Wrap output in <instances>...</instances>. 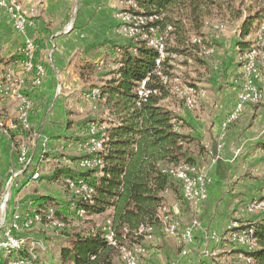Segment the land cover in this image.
<instances>
[{
	"label": "crops",
	"instance_id": "crops-1",
	"mask_svg": "<svg viewBox=\"0 0 264 264\" xmlns=\"http://www.w3.org/2000/svg\"><path fill=\"white\" fill-rule=\"evenodd\" d=\"M19 2L28 18L27 35L35 41L36 61L44 66L45 75L40 85L34 86L32 77L22 74L23 57L19 50L23 38L14 31L10 17L0 8V86L7 87L9 91L7 95L0 93V118L7 125L16 121L21 126L18 123L19 103L11 95L15 91H22L28 101V128L22 127V132L12 126L9 128L10 135L0 133V181L3 185H6L11 172L21 168L18 152L22 146L28 150L33 161V171L42 169L48 177L56 171H78L76 163L82 157L80 142L84 139L87 124L96 120V110L87 109L85 100L81 98L88 84L80 79V68L85 62L97 63L112 46L125 44L122 37L115 33L116 13L121 8L120 4L124 9V2L120 0ZM68 24L71 27H66L65 31ZM216 30L203 29L204 40L214 44L215 51L205 62H195L199 68L207 71V77L195 80L202 88L197 92L200 93L197 106L187 110L180 102L174 103L168 99L162 102L164 107L181 118L184 127L180 132L196 140L188 146L189 154L195 160L197 169L209 179L207 199L196 212L198 215L181 200L179 190H176L177 193L165 191L164 202L167 205L164 210L167 209L174 216L181 229L193 219H197L198 228L193 243L187 247L180 231L171 238L163 230L155 229L151 239L142 243L147 252L141 256L139 264H233L230 260H235L225 253L230 247L228 243L217 245L211 237L223 235L232 221L242 217L239 202L248 200L253 194V187L243 176L264 168V150L261 146L256 148V156L252 154V146L261 144L258 137L264 130V106L254 115L251 112L254 105L245 104L238 119L225 126L226 118L234 110L242 93V60L246 59V53L237 47V31L233 24L223 23L222 29ZM254 35L246 41L251 42ZM50 52L52 55L48 59ZM8 76L21 79L22 84H7ZM256 86L264 92L262 73ZM182 93L186 94V90L178 92L177 96L184 101ZM100 126L105 127L103 124ZM252 140L257 141L251 143ZM41 150H45L42 157ZM240 155L248 157L243 161L234 160ZM26 180H29L27 173L18 177L16 185L10 190L5 211L6 224L13 213L34 209L29 203L36 197L49 196L58 200L55 197L57 193L54 196L48 194V186L44 182L38 179L25 184ZM63 192L67 194L65 190ZM178 195L181 199H178ZM56 202L59 205L55 209L60 219L66 218L67 209L60 206L59 201ZM68 209L72 211L70 206ZM109 214L107 212L87 219L94 220ZM47 228L46 225L44 228L38 225L32 229V234L46 241ZM81 230L68 231V234L80 232L87 235L92 233L93 227L86 233ZM66 233L61 235L66 245L59 249L56 258L52 256L53 249L45 242L47 250L40 253V260L47 264H69L62 263L60 259L61 249L69 247ZM182 251H186V255L182 256ZM116 261L114 259L112 264H118Z\"/></svg>",
	"mask_w": 264,
	"mask_h": 264
},
{
	"label": "trees",
	"instance_id": "trees-1",
	"mask_svg": "<svg viewBox=\"0 0 264 264\" xmlns=\"http://www.w3.org/2000/svg\"><path fill=\"white\" fill-rule=\"evenodd\" d=\"M120 1L126 3L129 0ZM132 1L144 15L159 17L155 26L165 36L167 55L158 76L155 65L158 55L144 42L138 40L136 44L112 46L118 53L112 65L114 68L104 75L98 87L92 88L99 91L97 101L104 102V109L110 117L103 130L106 142L104 151L100 153L101 167L87 174L76 168V173L56 171L45 177V180L55 182L67 175L63 181L66 193L72 198L70 209H80L86 217L110 212L106 227L93 228L92 233L87 235L66 233L69 247L60 251L62 263L112 264L120 256L121 247L143 246L149 234L155 229H163L160 215L166 208L164 193L172 187L180 191L179 184L169 174L180 165L195 166L188 146L196 140L180 132L184 127L181 118L162 105L173 94L169 85L174 79L171 63L180 56L205 62L194 55L200 53L202 47L209 48L212 44L206 42L203 36L209 19L233 24L237 31V47L244 54L252 46V42L246 39L264 26V0ZM102 62L83 63L80 79L88 84V79L96 70H101ZM145 79H148L146 87L155 94L139 102L135 89ZM0 122L4 120L0 118ZM12 124L23 132L24 129L16 121ZM261 148L264 149V145ZM89 174L95 176L92 194L88 200L76 201L67 190L65 181L86 178ZM259 201L264 202V198ZM30 203L34 207L33 214L46 216L52 211L54 220L65 222L56 212L59 204L52 197H36ZM47 222L42 218L41 225H47ZM250 224L256 247L252 251L239 252L250 259L249 264H264V218ZM149 227L151 233L145 230ZM107 229L116 244H108L105 240Z\"/></svg>",
	"mask_w": 264,
	"mask_h": 264
},
{
	"label": "built area",
	"instance_id": "built-area-1",
	"mask_svg": "<svg viewBox=\"0 0 264 264\" xmlns=\"http://www.w3.org/2000/svg\"><path fill=\"white\" fill-rule=\"evenodd\" d=\"M135 5V4H134ZM0 8H2L10 17L12 22V26L14 31L21 35L22 46L20 48V53L23 57L22 62V74L26 76L32 77V84L34 86L40 85L44 75L45 69L44 66L36 61V46L34 39L27 35V24L28 18L27 14L24 11L19 0H0ZM140 17L139 25H128L127 24V12L120 9L116 14L117 25L115 29V33L128 40V32H139V39L141 38V29L142 25H149V19L151 16L156 15H137ZM71 27V24L65 26ZM152 40H153V48H156L158 51V58L156 59V75H161V65L163 63L164 56V42L165 36L163 33L159 31V29H152ZM169 31V29H167ZM133 44H136L137 41L128 40ZM195 42V41H193ZM259 43V40H258ZM213 48L202 47L200 54L209 57L214 52ZM52 52V51H51ZM51 52L48 55V59L51 58ZM174 58V56H172ZM261 72H264V59L262 57L260 59H244V63L242 66V76H243V84H242V93L239 97V102L236 104L234 110L228 115L225 120V126H228L234 123L239 115L242 113L243 107L245 104H256L263 98L262 93L258 90L256 86V81L259 79ZM148 79H145L142 83H140L136 89L135 93L138 97V101H146V99L155 94L154 91L148 89L146 87V82ZM13 82H21L22 80H17L8 76L6 78V83L11 84ZM186 90V100L182 101L184 103V107L187 110H192L196 107L193 105V98H199V96H195L194 93H191L189 89ZM0 93L3 95H7L9 91L7 87L0 86ZM99 95V91L97 89L89 90L84 98L87 101L97 100ZM11 97L16 98L19 103L18 107V120L20 125L24 128H28V101L24 96L22 91H15L12 93ZM138 102V104H139ZM12 125H5L3 122H0V133L3 135H8V130ZM105 130V127H101L98 125H93L92 123L87 124L86 133L84 139L80 142V150L82 151V157L77 161L76 167L79 171L82 172H92L96 167V161H90V153L93 149H98V143H95V133L101 132ZM44 149V148H43ZM41 157L45 155V150H41ZM18 162L21 165V168L17 171L11 172L4 193L1 196V207H0V255H9V263L8 264H20V258H25L28 255H39L37 254V245H46V243L38 238L36 245H27V236L32 234V229L35 226L42 224V218L48 221L47 225H52L53 227L57 224L56 220L53 218L52 211H49L48 214L41 216V214H33L32 210L24 211L22 213H13L8 224L5 223V211L9 201V194L12 187L16 184V180L18 177L24 174H28L29 180H26L25 184H28L30 181H36L39 179V174L36 171L32 170V159L29 156L28 150L22 146L19 149L18 153ZM196 167V166H188V165H180L179 170L174 172V174H169L178 184L181 191L182 199L188 203L194 210H197L200 205H202L207 198V187L209 183V179L205 174L200 172L196 167V176L193 177V183H186V176H188V168ZM29 170H32L30 172ZM66 188L69 191L70 195L76 200H88L90 198V193L93 189L92 180L87 178H76L73 180L65 181ZM31 205V203H29ZM73 213L78 217H86L84 212L80 209L74 211L72 207ZM248 210H255V212H264V204H255L252 207H244L243 212L248 214ZM170 212L166 209V211H162L160 218L163 224V232L168 236H177L180 231L183 243L189 246L193 239L195 230L198 228V222L196 220H192V222L185 228L181 229L179 223L175 220V224H168V216ZM240 223L236 221H232L227 227H231V225H238ZM242 224V223H241ZM152 234H149L146 240H150ZM105 240L108 244H116L114 240V236L108 230L104 236ZM245 238H252L251 236H244L240 234H234L232 240H224L221 236H213L211 240L217 245L223 244L225 241L229 244L232 243L234 246L238 247V249L243 248L247 252L248 250L245 248ZM252 242L254 243V247H256L255 240L252 238ZM233 248L228 247L225 250L227 255H232ZM145 254V250L141 245H135L132 247H121V255L120 260L123 264H139V257ZM181 255H186V251H182ZM235 259L239 262H243L247 264V258L243 255V253H238L235 255ZM37 264H44L41 262Z\"/></svg>",
	"mask_w": 264,
	"mask_h": 264
},
{
	"label": "rangeland",
	"instance_id": "rangeland-1",
	"mask_svg": "<svg viewBox=\"0 0 264 264\" xmlns=\"http://www.w3.org/2000/svg\"><path fill=\"white\" fill-rule=\"evenodd\" d=\"M120 7H121L120 9H122L121 4H120ZM125 7L126 6H125V2H124V7L123 8H125ZM139 11H141V10H139ZM222 27H223V23L220 20H218V19H209L207 21L206 28L213 29L214 31H217L216 30L217 28L218 29H222ZM262 27H264V26H262ZM262 32L263 31H260L259 30V32L257 34H255L254 36L251 37L252 44H253V42L258 41L259 38L264 40V34H263L264 32L263 33ZM122 39L125 42L124 45L131 43L130 41H128L130 39H128V40L127 39H124V38H122ZM189 45L190 44L188 43V46ZM211 45L213 46L214 44H211ZM214 49H215V47H214ZM117 54L118 53L116 52V50L111 47L110 48V51L108 53H104V55H106L105 57H103V58L100 57V60L103 61L101 63V65H102L101 66V70H99V71L96 70V72L88 79L89 80L88 81V85L86 86L85 91L81 94L82 100L83 99L85 100V101L84 100L83 101L85 103L86 108L87 109H90L91 111L92 110H96V112L94 114V117L96 118L95 122H97L99 125H101L103 123V126H105V127L107 126V121H108V119H110V117L107 114V110L104 109V106H103V103L104 102L102 103V102H99L97 100L87 101L84 98V95L90 89L96 88V87H98L100 85L101 79H103L104 75L106 73H108V71H110L111 68L114 67L112 65L115 63V60L114 59H115V57H116ZM50 55H52V53ZM194 57L196 59H203V60H205V58H204L205 56H203V55H194ZM261 57H262V59H264V49L261 51L260 56L258 58L260 59ZM244 59L245 58H243V60H242V66H243V63H244ZM195 62L196 61H194V62L191 61V60L189 61V59L184 58V56H180L178 58L173 59L171 65L173 67V74L172 75H173V78L174 79L169 83L170 88L172 89V93L173 94H171L169 96L168 100H172L174 103L179 102V100H178L179 98L177 96L178 92L181 93L184 89H189V88H193V87H194L193 90L195 91V96L198 95L197 92L200 89H202V88L199 87L198 83H196L195 80L197 78L198 79H203V78L207 77V71H203V69L199 68ZM261 73H262V76L264 77V72H261ZM259 91L261 93L263 92L262 89L259 90ZM262 95H263V98L259 101V103L251 104V105H254L253 106V111H251L252 113L254 112V115H255V112L257 110H259L261 107L264 106V92L262 93ZM198 102H199V100L197 101V104H198ZM3 123L7 125V123H5V121ZM258 138H257L258 141H259L258 143H261L262 145H264V130L262 131L261 136H259ZM256 141L257 140H252L251 143H255ZM261 144H259V145L256 144V145H253L252 146V148H253L252 154H255L254 152H255L256 148H258V146H261ZM262 150H264V149H262ZM256 155L257 154H255V156ZM247 157L248 156H243V155L241 156L240 155L237 158H235L234 160L239 159V160L243 161V159H246ZM230 159H231V157H230ZM35 171L39 174V182L40 181H41V183L44 182L43 184L46 185V186H48V188L46 190L48 192V194H51V195L54 196L55 193H57L58 196H55V197L58 200H56V201H59L61 203L60 206H63L65 209H67V213H68L67 214V218L66 219L63 218L64 219L63 221H65L64 223H62L61 221H56L57 224L54 227L52 225H48V226L46 225L48 227L47 228V231H49V233L47 232V234H46V237H45V240L46 241L45 242H47V245H49L51 247V249H53L52 250L53 251L52 256H54L56 258V256L58 255L59 249L62 246L66 245L65 238L61 236V235H64V233H66L68 231H72V230H77V229H82L81 231H84L86 233L87 230L90 229V227H93L95 229L96 228H100V227H106V225L108 223V219H107L106 216H100L98 219L88 220L87 219L88 217H78V216L74 215V213H72L71 210L69 211V209H68L69 208V203H70L69 201L72 200V198L69 196V194H65L63 192V190H65L63 179L67 175L65 177L64 176L63 177H60L55 182L54 181L51 182V181L45 180V177H48L46 175V173H47L46 171H44L42 169H41V171L40 170H35ZM66 171H68V170H66ZM30 172H32V170H30ZM68 172H71V171H68ZM73 173H75V172H73ZM87 173H90V172H86V174ZM92 174H89L87 177L86 176L85 177L87 179L93 180L95 178V176H93ZM243 177L244 178H247L248 185L251 184V186L253 187L251 189V192L253 194L250 196L251 198H249L248 200H245V199L244 200H240V202H239V206L240 207L239 208L241 210L242 217H240L239 220H235V221L238 222V223H240V224L241 223H248V224H250V223H253V222L261 221L262 218H264V212H255V211H253L252 213H248L247 214L246 212H243V208L245 207V205H247L248 203H250L252 201H258L259 199H261V198L263 199L264 198V168L261 169V170H256V171L250 172L248 175L246 174ZM2 183L3 182L0 181V185H2L0 187V200H1V196L4 193L5 188H6V185H3ZM171 191H173L174 193H177L175 187H172V190ZM67 195L69 196L68 198H67ZM178 199H181L179 197V195H178ZM183 202L186 203L185 201H183ZM0 205H1V201H0ZM165 205H167V204L165 203ZM200 207H201V205H200ZM200 207L197 210H194L192 207H190V208L193 211V213H196V212H199ZM196 214L198 215V213H196ZM170 215L174 218V216L172 214H170ZM194 220H197V219H194ZM44 226L45 225H42L43 228H44ZM108 230L109 229H107L106 232H108ZM170 237L171 238H174L172 236H170ZM192 243H193V241H192ZM225 243H227V242L225 241ZM229 245H230L231 248H233V250H232L231 253H232V256L234 257V259H235V255L238 254V253H240L239 251H245L243 248L238 249V247L234 246V244H232V243H229ZM143 248H144L145 252H147V248L144 247V246H143ZM40 253L41 252H39V255H40ZM229 256H231V255H229ZM115 259L117 260L116 262L118 264H123L121 262V260H120V256L117 257V258H115ZM141 259H142V257H139V260H141ZM39 260H40V257H39ZM230 261L233 264H245L243 262L237 261L236 259L235 260L232 259ZM41 262L44 263V264H47V263L43 262L42 260H41ZM54 264H58V262H56Z\"/></svg>",
	"mask_w": 264,
	"mask_h": 264
},
{
	"label": "bare ground",
	"instance_id": "bare-ground-1",
	"mask_svg": "<svg viewBox=\"0 0 264 264\" xmlns=\"http://www.w3.org/2000/svg\"><path fill=\"white\" fill-rule=\"evenodd\" d=\"M125 6L126 7L123 9V11L127 12V24L128 25H139L140 24V17L137 15H144V14L141 11L137 10V8L134 5L132 0L127 1L125 3ZM158 20H159L158 16H151L149 19V25H142L141 38L139 39V32H128V39H130L132 41H138L139 40L141 42H144L146 47L151 48L152 50H155L157 55H158L157 49L153 48L152 32L150 30V28L158 29L157 26H155V23ZM260 31L264 32V27H261ZM262 49H264V40L259 38V43H258V41L253 42L251 48L246 53V59H249V57L253 58V59H259L258 57L260 56V52ZM166 55L167 54L165 53V42H164L163 61L166 58ZM189 91L191 93L195 94V91L193 89H189ZM199 94L200 93H198L197 96H199ZM183 99L186 100V94L185 93L183 94ZM198 99L199 98H193V105H196ZM93 125L100 126L98 123H93ZM105 136H106V134L104 131L95 133V143H98V149H93L90 153V161H96L95 169L101 167V165H102L101 160H100V153H102L104 151V146H105L104 144L106 142ZM177 170H179V168L174 170L172 174H174V172H176ZM195 176H196V167H189L188 168V176H186V183H193V177H195ZM92 191H91L90 195L92 194ZM262 203L264 204V202L259 201V200L258 201H252V202L248 203L247 205H245V207H252L255 204H262ZM0 207H1V205H0ZM164 209H162V211H166ZM253 211H255V210H248V213H252ZM168 224H175V219L168 216ZM145 230H147L146 231L147 233L152 232V229H150V227L148 229H145ZM235 233L240 234V235H244V236H250L253 233V229L251 227V224H248V223L231 225V227H226L225 232L222 235V238H224V240H232V237ZM37 241H38V238L33 236L32 234L27 236V245H36ZM245 248L248 251H252L255 248L254 243L252 242L251 238H245ZM46 250H47V246L37 245V254H39V252L44 253V252H46ZM120 255H121V253H120ZM39 262H40L39 255H28L25 258H20V264H37ZM8 263H9V255H0V264H8ZM249 263H250V259L247 258V264H249Z\"/></svg>",
	"mask_w": 264,
	"mask_h": 264
}]
</instances>
